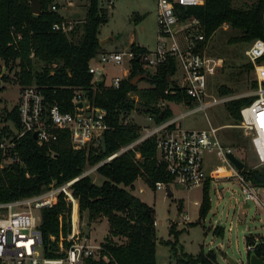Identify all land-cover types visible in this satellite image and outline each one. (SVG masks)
Segmentation results:
<instances>
[{
  "label": "trees",
  "instance_id": "obj_1",
  "mask_svg": "<svg viewBox=\"0 0 264 264\" xmlns=\"http://www.w3.org/2000/svg\"><path fill=\"white\" fill-rule=\"evenodd\" d=\"M39 1L41 12L34 14L30 0H0V59L5 68H15V80L21 87H39L46 100L56 102L62 111L74 110L72 98L77 93L89 103L103 108L108 126L103 132L105 151L100 145L73 149L69 133L65 130L59 131L52 143L42 145L26 133L16 142L19 160L0 166V201L36 195L47 189L50 183L61 184L79 176L72 184L79 216L85 214L87 224L101 218H106L108 222V232L102 241L108 259H90L88 264H156L155 210L131 192L138 177L152 189L156 188V182L171 181L164 164L157 160L156 136L147 137L134 149H127L109 160L106 158L140 136L142 127L128 120L132 111L143 112L158 124L173 117L171 108L168 105L162 108L159 103L185 102L190 105L194 100L174 80L177 64L172 56H168L154 70L144 69L136 58L132 59L128 74L121 79L118 87L105 83L104 79L92 81L88 65L102 51L98 34L100 26L108 20L107 10L100 6L99 0H87L84 21L68 35L52 29V24L62 19L59 12L49 8L54 0ZM177 10H180V17L199 21L204 35V39L198 42L199 48L203 49L224 24L239 32L230 37L229 42L249 44L256 38L264 41V0H254L241 6L234 5L233 0H203L197 5L178 6ZM135 19H140V15H135ZM130 47L140 52L147 49L136 43ZM259 61H264V55ZM245 66L252 69L251 63ZM142 74L146 75L142 80L148 83L147 87L131 83L133 77ZM252 86H256L255 81H252ZM0 89L3 87L0 86ZM221 90L222 93L230 92L225 87ZM252 99V96H241L225 102V108L235 124L240 119L241 107ZM137 104L149 109H136ZM0 120L5 123L0 129V137L13 134L19 125L17 104L10 109L2 107ZM2 161L0 151V164ZM101 161L104 162L95 169L103 177L100 183H96L90 174L80 176L87 166ZM246 171L255 183L258 182L255 174L264 175L255 169L243 168L242 172ZM210 182L211 178L207 177L202 186L196 223L210 208ZM70 212V204L62 195H58L52 206L40 209L39 227L46 257L57 256L46 249H55L59 236L70 232ZM76 217L75 205L73 219L76 220ZM168 231L175 240L164 243L170 245L172 256L180 262L218 264L217 254L212 249L204 251L201 248L195 255L178 257L175 224L169 226ZM212 232L222 235L224 229L215 226ZM251 241L252 237L247 236L246 242ZM263 249L264 244L254 252L260 255Z\"/></svg>",
  "mask_w": 264,
  "mask_h": 264
},
{
  "label": "built area",
  "instance_id": "obj_2",
  "mask_svg": "<svg viewBox=\"0 0 264 264\" xmlns=\"http://www.w3.org/2000/svg\"><path fill=\"white\" fill-rule=\"evenodd\" d=\"M114 0H99L101 7L113 5ZM203 0H156L157 15V39L152 49L143 52L132 49L101 51L89 63L88 71L93 75L92 81L104 79L105 66H119L121 71L129 69L130 62L136 58L144 69L154 70L163 63L168 56L174 57L177 69L181 72L182 83H177L185 89L188 96L198 102L196 109L224 102L226 98H213L204 100L207 96V77L212 74L215 67L221 64V59H212L204 55V48H199L198 42L204 39L200 30L199 21L184 19L177 12V7L197 5ZM87 3V0H86ZM77 6V0H54L49 8L62 15L60 21L52 24V29L64 34H70L84 19L72 18L61 11H72ZM183 34V39L178 40L177 35ZM19 37V36H18ZM248 61L255 69L256 86L244 96H252L253 99L240 109V119L237 127L248 136L252 150L257 158V165H264V133L262 119H264V61L259 58L264 55V41L254 39L244 50ZM212 62V64H211ZM124 64H127L124 66ZM5 67V66H4ZM125 76H113L109 85L118 87ZM105 80V79H104ZM75 105L73 111H62L56 102H48L41 89L35 85L21 87L17 103L19 125L11 135H1L0 151L3 161L0 166L17 161V140L26 133H36L38 144H50L57 139L58 132L65 130L69 133L70 144L73 149H88L90 146L100 145L103 132L108 128L105 122V110L89 103L77 93L72 98ZM163 102L159 106L163 108ZM185 116L180 113L153 125L151 129L144 128L140 136L133 142L122 147L117 152L108 156L111 159L117 154L134 147L149 136H156L157 160L162 162L171 181L156 182L157 189H165L168 193L173 184H179L186 188L202 186L207 173L204 167V154L215 152L218 158L230 168L226 175L209 173L211 179L224 177H236L241 184V194L244 201H252L256 206L264 205L258 196L255 183L248 175L238 170L226 157L230 148L220 143L219 129L221 127L208 124L206 128L185 129L182 128L179 119ZM149 120L152 118L149 116ZM5 125V123H4ZM101 146V145H100ZM53 153V151H51ZM136 156H139L136 153ZM6 163H3L6 160ZM91 166L80 176L89 174L101 163ZM225 169V166H224ZM79 176L64 183H50L48 188L39 194L22 197L11 201H0V264H88L90 259L107 260L108 255L104 251L103 242H92L89 237L79 230V213L77 199L72 192V184ZM58 195L70 204V232L66 236H59L55 241L56 248L48 247L46 251L54 253L56 257H46L44 254L43 237L40 230V219L36 220L32 208L50 207L56 201ZM197 204V202H195ZM76 205V220L73 219V210ZM248 205V204H247ZM187 219V216H183ZM156 224V221H155ZM263 236H252L251 242H246L247 252L260 256L264 260V249L258 255L254 250L264 244ZM227 264H232L226 259ZM235 263V261H234ZM162 264H180L163 261ZM236 264V263H235Z\"/></svg>",
  "mask_w": 264,
  "mask_h": 264
},
{
  "label": "rangeland",
  "instance_id": "obj_3",
  "mask_svg": "<svg viewBox=\"0 0 264 264\" xmlns=\"http://www.w3.org/2000/svg\"><path fill=\"white\" fill-rule=\"evenodd\" d=\"M253 1L233 0V4L241 6ZM156 8V0H114L112 6L106 7L107 22L99 28L98 38L101 48L125 50L132 41L150 49L154 48L158 31ZM71 10L61 12L69 14L72 18L83 19L86 0H77V6ZM135 15H140V19L136 20ZM237 34H239L237 30L224 24L211 36L203 51L208 58L221 59V64L217 65L213 73L207 77V96L204 100L226 98L224 102L213 104L204 110L196 109L199 106L198 102H192L190 105L185 102L163 103L171 108L173 117L180 113L185 114L179 119L182 128L201 129L206 128L208 124L221 127L218 131L220 143L231 149L234 156L245 164L244 168L264 173V165L256 167L257 158L248 136L236 126L237 124L229 116L224 105L227 100L244 96L254 89L252 81L256 77L255 69L253 66L252 69L245 66L250 63L244 54L248 43L229 42V38ZM177 38L181 41L183 34L179 33ZM14 70L15 68L11 70L5 68L4 62L0 59V86L3 87L0 89V109L4 106L10 109L18 103L21 86L15 80ZM105 71L107 83L110 82L111 77L121 75L119 66H105ZM173 78L177 83H182L179 69ZM136 84L139 87L148 86V83L141 79ZM221 87L229 89L230 92L222 93ZM148 117L147 114L134 110L130 113L128 120L138 123L143 131L144 128L151 129L155 125L153 119L149 120ZM3 125L4 123L0 120V129ZM204 160L206 173L210 171L216 175H226L230 172V168L216 156L215 152H206ZM6 161L7 159L3 163ZM90 168L87 166L86 170ZM89 174L96 183H100L103 179L95 170ZM255 185L258 196L264 204V185L259 182ZM215 189L221 195L219 199L215 194ZM131 192L155 210L156 264H162L163 261L172 263L175 260L184 264L172 256L170 245L164 243L166 240H175L168 231L172 224H175L178 230L175 243L178 257H184L185 254L195 255L201 248L204 251L212 249L217 254L218 264H227L226 259L228 258L236 264H249L248 255L252 253L246 250V237L264 235V205L256 206L252 201H244L241 184L236 177L219 176L212 179L209 188L210 208L204 218L197 223L202 186L186 188L173 184L171 186L172 195H168L165 189H152L141 177H138L133 182ZM32 213L39 221L40 209L32 208ZM184 215L187 219H184ZM78 218L79 230L83 235L89 237L92 242L104 240L108 232L106 218H101L91 224H87L85 214ZM215 226L223 227L222 235L213 234Z\"/></svg>",
  "mask_w": 264,
  "mask_h": 264
},
{
  "label": "water",
  "instance_id": "obj_4",
  "mask_svg": "<svg viewBox=\"0 0 264 264\" xmlns=\"http://www.w3.org/2000/svg\"><path fill=\"white\" fill-rule=\"evenodd\" d=\"M31 2V10L34 14H39L41 12V4L39 0H30ZM178 13H180V10H177ZM146 75L142 74V75H137L135 77L132 78L131 83L132 84H136L137 81L139 79H143L145 78ZM136 109H140V110H144L147 111L149 109V107L144 106L142 104H137L136 105ZM33 139H36L37 135L36 133L32 134ZM100 145L101 148L103 150V152L105 151V143H104V137L102 136L100 139ZM226 157L228 158V160L238 169V170H242L245 166V164L238 159L236 156H234V154L232 152H227L226 153ZM254 178L259 182L262 183L264 185V175H260V174H255ZM168 195H172V192L169 190V192L167 193ZM247 206V205H246ZM229 260L231 261L232 264H235L234 261L229 258ZM248 262L249 264H264V260L262 257L257 256L255 254H249L248 255Z\"/></svg>",
  "mask_w": 264,
  "mask_h": 264
},
{
  "label": "crops",
  "instance_id": "obj_5",
  "mask_svg": "<svg viewBox=\"0 0 264 264\" xmlns=\"http://www.w3.org/2000/svg\"><path fill=\"white\" fill-rule=\"evenodd\" d=\"M132 43H136V42H135V41L130 42L129 46H130ZM136 44L139 45V46H143V45H140L139 43H136ZM143 47H145V48H147V49H150V48H148V47H146V46H143ZM101 49H102V51H110L109 49H105V48H101ZM113 50H117V49H113ZM124 68H126V70H124L125 72H123V70H122V71H121V75H118V76H126V75L128 74L129 69L127 70V67H124ZM104 79H105V83H107V82H106V74H105V76H104ZM108 83H109V82H108ZM178 104H180V103H178ZM172 112H173V111H172ZM186 129H189V128H186ZM209 173H210V171L207 173V177L211 178ZM211 181H212V179H211ZM210 183H211V182H210ZM202 186H203V185H202ZM215 194H216V196H217L218 199L221 197V195L219 194V192H218L217 189H215Z\"/></svg>",
  "mask_w": 264,
  "mask_h": 264
},
{
  "label": "snow or ice",
  "instance_id": "obj_6",
  "mask_svg": "<svg viewBox=\"0 0 264 264\" xmlns=\"http://www.w3.org/2000/svg\"><path fill=\"white\" fill-rule=\"evenodd\" d=\"M262 125H264V119H262Z\"/></svg>",
  "mask_w": 264,
  "mask_h": 264
},
{
  "label": "bare ground",
  "instance_id": "obj_7",
  "mask_svg": "<svg viewBox=\"0 0 264 264\" xmlns=\"http://www.w3.org/2000/svg\"><path fill=\"white\" fill-rule=\"evenodd\" d=\"M263 133H264V125H263Z\"/></svg>",
  "mask_w": 264,
  "mask_h": 264
}]
</instances>
